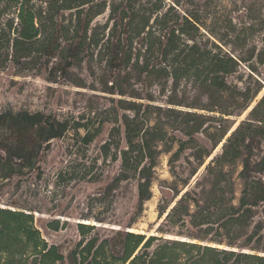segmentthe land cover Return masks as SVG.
<instances>
[{
  "label": "trees",
  "instance_id": "16d2710c",
  "mask_svg": "<svg viewBox=\"0 0 264 264\" xmlns=\"http://www.w3.org/2000/svg\"><path fill=\"white\" fill-rule=\"evenodd\" d=\"M15 2L19 8L7 19L0 11V71L9 64L28 71L45 68L49 79L56 80L68 76L77 63L86 58L93 59L98 51L111 73L100 81L104 85L103 92L121 96L118 103L125 109L134 110L132 116L123 115L127 146L120 153L121 172L116 181L138 177L140 206L153 194L155 167L162 152L160 144H164L167 152H172L173 146L167 143L168 132L161 120L151 125L141 116L143 103L123 97L142 99V91L136 89L138 84L143 87L157 85L158 93L166 98V103L191 108L184 110L168 106L163 109L162 105H153L159 113H176L186 119L185 127L176 130L188 139H178V149L169 159L171 167L174 168V163L188 149L196 162L188 177H181L175 169L172 170L175 179L170 188L174 200L160 210V218L167 213L158 228L164 234L147 236L119 231L122 253L117 255V241L87 237L95 225L78 223L83 237L71 253L75 262L264 264V254L258 253L264 251V242L260 247L251 245L264 239L262 225L255 224L248 233L256 208L264 203V181L259 176L264 173V157L254 159L252 152L254 142L264 139V95L251 109L248 118L229 136L231 128L224 126L229 117L247 110L264 89L261 79L257 80L255 87L243 88L228 81V77L236 74L241 64L249 59L228 52L215 41L201 39L196 21L173 6L166 8L164 2L147 6L143 0H45L44 6L38 9L24 0ZM106 11L107 21L94 25L95 19ZM259 62L264 64V59ZM76 84L85 86L84 81ZM189 89L196 93V102L179 99V91L186 93L190 92ZM203 97L206 101H201ZM84 126L76 123L74 128ZM71 128L69 120L42 110L1 109L0 178L9 179L35 170L41 154L49 150L51 141L62 138ZM211 128L215 131L213 138L207 134ZM197 133L211 138V149L196 139ZM92 139L93 135L88 131L84 140L89 143ZM222 142L221 151L211 158L204 173L192 183L199 168ZM112 146L111 141L104 144L106 155ZM237 161L242 164L239 174L243 189L235 204V183L230 166ZM186 225L222 231L218 233L220 238L188 234L190 239L225 242L258 251L242 252L165 236L174 226ZM48 227L59 230L62 225L56 221ZM244 235H247L244 242L237 245L235 240ZM16 242H22L24 246L23 250L19 249V256L25 255L28 246L35 256V264H58L65 259L58 245L49 244L41 237L34 225V215L0 207V264L15 261V257L10 259V256H13ZM182 254L188 257L182 258Z\"/></svg>",
  "mask_w": 264,
  "mask_h": 264
},
{
  "label": "rangeland",
  "instance_id": "374dc122",
  "mask_svg": "<svg viewBox=\"0 0 264 264\" xmlns=\"http://www.w3.org/2000/svg\"><path fill=\"white\" fill-rule=\"evenodd\" d=\"M24 1L35 6L36 9L44 6L45 2V0ZM143 2L147 6L164 2L166 8L175 7V10L196 21L200 27L198 35L201 39L215 41L228 52L249 59L241 64L236 74L228 77L230 83L242 88L255 87L258 84L257 80L260 79L264 83V64L259 62L260 59H264V0H143ZM18 8L19 5L15 0H0V11L4 19L15 13ZM175 10L171 12L174 13ZM107 18L106 11L95 19L94 25L104 24ZM110 74L106 61L98 51L93 59L86 58L71 68L70 74L66 76L68 78L58 77L56 80H51L45 68L39 71L20 70L14 64H9L0 71V110L5 108L42 110L60 119H67L72 125L62 138L51 141L49 150L41 154L35 170L23 175H14L9 179L0 178V207L34 215V225L39 229L41 237L49 244L58 245L65 256V259L58 264H79L71 254L83 237L78 229V223L95 225V229L87 237L98 236L101 240L108 238L117 241V255L122 253L120 243L122 238L118 234L119 231H132L147 236L163 235L164 233H160L158 228L167 213L160 218V210L174 200V192L170 188L175 179L172 170L175 169L181 177H188L196 166L191 150L188 149L174 163V168L171 167L169 159L172 152L178 149V139H188L186 135L176 130L185 127L186 119L176 113L166 111L159 113L153 105H162L163 109L168 106L184 110L191 108L166 103V98L158 93L157 85L143 87L138 84L136 89L140 88L144 98H123L143 103L140 109L141 116L147 118L151 125L161 120L168 132L167 143L173 146V150L167 152L164 150V144H160L159 149L162 152L155 167L153 194L143 206L139 203L137 176L116 181L121 172L120 153L127 146L122 123L123 115L132 116L134 110L125 109V106L118 103L121 96L103 92L104 85L100 81L103 80L104 75L108 77ZM79 81H84L85 86L77 85ZM189 90L190 92L186 93L179 91V99H185L189 103L196 102V93ZM263 95L264 89L247 110L242 111L240 115L229 117L230 120L224 123L225 127L231 128L227 136L248 118L249 112ZM201 101H206V98L203 97ZM148 104L151 106L146 107ZM200 112L205 113V111ZM76 123L85 126L76 129L74 128ZM88 131L93 135L89 143L84 140ZM213 132L215 131L211 128L207 134L213 138ZM195 137L202 145L212 148L211 138L204 133H197ZM109 141L114 143V146L106 155L103 146ZM117 142L118 146H116ZM223 142L199 168L192 183L204 173L211 158L221 151ZM252 152L254 159L264 157V139L254 142ZM241 169L240 161L230 166L235 183V204L238 203L243 189V181L239 174ZM259 176L264 181V173ZM56 221L61 223V229L54 230L48 227L50 223L55 224ZM255 224L262 225L261 232L264 234V203L256 208L248 233L254 229ZM219 232L217 228L207 231V227L186 225L174 226L170 233H165V236L192 240L219 248L257 253L258 250L251 247L230 246L225 242L220 244L212 240L190 239L188 236L193 234L220 238ZM246 236L238 237L235 240L237 245L242 244ZM263 242L264 239L258 244L252 242L251 245L260 247ZM23 247L22 242L15 243V251L13 256H10V259L15 257V261L10 264H35V256L28 246L25 247V255L19 256ZM258 253L264 254V251ZM181 257L187 258L188 255L182 254Z\"/></svg>",
  "mask_w": 264,
  "mask_h": 264
}]
</instances>
